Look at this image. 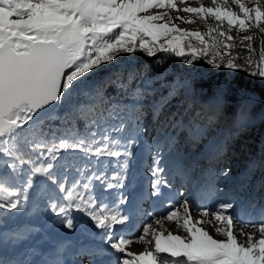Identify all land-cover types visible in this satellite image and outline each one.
<instances>
[{
  "label": "snow or ice",
  "instance_id": "snow-or-ice-1",
  "mask_svg": "<svg viewBox=\"0 0 264 264\" xmlns=\"http://www.w3.org/2000/svg\"><path fill=\"white\" fill-rule=\"evenodd\" d=\"M190 3L0 0V222L10 219L8 214H46L74 231V213L82 214L100 230L102 240L99 246L76 249L75 255L88 256L90 264H264V211L258 221L242 220L237 210L244 203V185L231 169L204 167L200 159L180 154L176 137L160 122V107L145 103L152 92L150 69L131 68L117 76L114 83L125 99L108 97L106 83L91 82L103 66L125 55L185 57L186 49L188 64L199 50L215 68L241 69L234 61L243 59L248 66L244 70L264 78L262 0H211L212 6L199 0L198 7ZM193 17L212 18L217 27L200 32L176 23H194ZM233 28L258 32V50L257 36L243 35L240 43L247 55L231 56L236 47ZM77 92L81 98L73 102ZM215 103H223L222 95ZM61 105L66 107L58 114ZM173 126L180 124L167 123ZM222 152L223 145L213 142L204 159L216 161ZM145 153L152 161L151 195L163 197L176 178L182 190L179 199L163 200V210L153 212L133 236L131 214L121 207L128 197L119 190L125 188L137 156ZM101 157L115 158L116 170L109 174L97 167ZM193 208L201 219L192 217ZM164 222L174 223L177 232L164 228ZM235 223L243 227L237 229ZM36 231L0 230V264H64L62 242L40 251L39 261L29 258L37 253L28 243ZM134 243L146 247L130 251Z\"/></svg>",
  "mask_w": 264,
  "mask_h": 264
},
{
  "label": "trees",
  "instance_id": "trees-1",
  "mask_svg": "<svg viewBox=\"0 0 264 264\" xmlns=\"http://www.w3.org/2000/svg\"><path fill=\"white\" fill-rule=\"evenodd\" d=\"M163 59L162 53H157L156 57L152 58L146 55H129L126 59L103 66L91 78V82L106 83L105 91L108 97L125 99L114 83L117 76L126 74L131 68L150 69L149 86L152 92L145 103L154 102L156 105L162 102L160 122L177 138L178 150L192 147L191 151L195 150L197 154L199 146L206 142L210 146L213 142L222 144L223 152L216 161H212L211 166L215 169H218V165L239 166L240 178L243 180L241 184L249 185L250 191L255 193L258 189L259 192L262 191L261 202L264 205V114L260 117L256 115L264 108V78H253L250 74L245 75L236 69L231 71L229 77H224L223 73L219 80H214L213 76L192 78L190 95L182 97L168 88V78L160 75L164 69ZM157 61L161 63L160 66ZM158 79L162 81L159 86ZM221 81L222 86L219 84ZM167 91H170L169 96L165 98ZM240 91L241 95H244L240 96ZM217 95L223 97V103L220 105L215 103ZM79 98L81 97L77 92L72 100L75 102ZM65 107L66 105L59 106L58 114H62ZM148 113L150 110L146 109V115ZM170 122H179L189 128L196 127L200 135L192 136L191 140H188L184 129L179 126L167 127ZM202 166L207 167L209 164ZM252 179L256 181L251 183Z\"/></svg>",
  "mask_w": 264,
  "mask_h": 264
},
{
  "label": "rangeland",
  "instance_id": "rangeland-1",
  "mask_svg": "<svg viewBox=\"0 0 264 264\" xmlns=\"http://www.w3.org/2000/svg\"><path fill=\"white\" fill-rule=\"evenodd\" d=\"M264 3V0H262ZM189 6L198 7L200 6L199 0H191ZM204 6H212L211 0H204ZM235 10V6L232 5ZM172 16L178 15V13L172 12ZM179 15H184L187 18V14L179 13ZM194 23L187 24L182 23L180 21H176V23L185 29L190 31H200V32H207L209 27L216 28L217 22L214 21L212 18H208L206 21L200 20L199 18H195ZM232 36L235 37L234 43L236 47L231 49V56H245L247 53L244 51V45L240 43V40L243 35H256L257 40L255 41V45L257 50L259 48V40L260 36L258 32L255 30H249L248 32H238L235 28H233L230 32ZM208 43H212L213 39L212 36L205 37ZM194 46H198L199 42L192 39L190 41ZM162 53V52H161ZM189 52L186 49L185 57H177L171 53H162L163 55V65L164 69L163 72L160 73L163 77H167L166 85L168 88L176 91L179 96L188 97L191 92V79L197 77H207L213 76V79L219 80L220 76L229 77V74L233 69H226L224 67L215 68L206 63V58L201 54V52L197 51V59L192 63L188 64L186 62V58ZM133 56L136 55H145L143 53H136L132 54ZM129 55H125L120 57L119 59H126ZM210 58V54H209ZM257 57L254 55L253 59L255 60ZM118 59V60H119ZM228 57H224L226 60ZM235 63L241 64L243 67L241 69H236L238 72H242L245 75L249 74V71H246L248 66L244 64L243 59H239L234 61ZM116 63V62H114ZM161 63H159L160 66ZM224 73V74H223ZM223 74V75H222ZM251 76V75H250ZM255 78L254 76H251ZM258 78V76L256 77ZM158 86L162 84L160 79L157 80ZM220 86H222L223 82L221 81ZM169 89V90H170ZM170 91L165 92L164 97L168 98V94ZM240 91V96L244 95ZM245 97V96H244ZM249 101V100H248ZM248 101H246L248 103ZM154 102L150 103L153 104ZM161 103L159 102L156 105L161 107ZM213 112V111H212ZM211 112V114H212ZM264 114V108L262 111L260 110L257 112V117H260ZM147 119L151 121V114L148 113L146 115ZM180 128L185 130L186 135L189 137L188 140H191L192 136L200 135L198 129L196 127L189 128L183 124H180ZM154 135V133H153ZM194 138V137H193ZM177 139V138H176ZM210 147L209 143H204L203 145L199 146V153L196 154L195 150L191 151L192 147L180 150L181 155L185 156H192L197 159L201 160L202 164H212V161L204 159V153ZM182 147H180L181 149ZM189 153V154H188ZM187 154V155H186ZM196 154V155H195ZM114 163L115 158L110 157H101L100 163L97 165L101 170L107 171L111 174L114 170ZM151 158L145 153L143 156L138 155L135 159L134 163L131 165L129 169V175L125 182V188L120 189L119 191L123 192L128 197V203L126 205H122L121 207L127 210L131 214L130 222L128 227H133L130 234L135 236L137 235L141 229L142 225L145 223H149V217L153 212H160L162 211V201L168 199H179L177 193L181 191V180L176 178L173 181V188L165 190V194L161 198H156L151 195L152 189L150 186V181L152 179L150 167H151ZM217 168H223L219 165ZM227 168L231 169V175L236 179L238 183L241 184L243 181L241 176V168L239 166H234L233 164L229 165ZM255 179H252L251 183L255 182ZM219 186L224 187L222 181L217 182ZM254 185V184H253ZM249 185L244 186L243 190V201L244 203L242 206L237 210L239 215L241 216L242 220H249V221H258L261 218V212L264 211V205L261 202L263 197L262 191L259 192V189L255 191L249 189ZM252 187V186H251ZM115 191V190H114ZM110 195V194H105ZM11 218L5 222H0V230H3L5 227L7 228H14V227H32L37 229V231L33 234L32 241L28 242L34 244L37 253L35 255L30 256L29 258L32 260L39 261L43 257L39 254L40 251H47L49 246L55 241L57 243H64L66 246L63 248L60 258L65 262L67 260L73 261L75 264H90V258L88 256H77L75 253H70L71 248L76 247L79 248L81 246H88L94 247L99 246L102 244L101 236L99 235L100 230L95 229L82 214L74 213L78 217L77 228L74 231H69L64 229L59 224L53 223L54 218H50L46 214H8ZM191 215L194 219H201L199 213L196 211L195 208L192 209ZM82 221V222H80ZM154 227H158L153 225ZM235 228L239 229L243 227L242 223H235ZM207 230L217 239L222 237L215 234L212 227L208 225H204ZM164 228L170 229L173 233L177 232V229L174 223L164 222ZM238 235V239L243 240L244 237ZM75 245V246H74ZM146 247L143 243H134L130 246V251L133 252H140ZM72 251V249H71ZM114 264V261L111 262Z\"/></svg>",
  "mask_w": 264,
  "mask_h": 264
},
{
  "label": "bare ground",
  "instance_id": "bare-ground-1",
  "mask_svg": "<svg viewBox=\"0 0 264 264\" xmlns=\"http://www.w3.org/2000/svg\"><path fill=\"white\" fill-rule=\"evenodd\" d=\"M132 228L133 227H130V229L132 230ZM75 246V245H74ZM77 247V246H76ZM76 247H73V248H71L72 249V251H71V249H70V251H68L69 253H70V255L72 254V253H75V251H76ZM86 247H88V246H86ZM107 259V258H106ZM64 262V261H63ZM64 264H75V263H73V261H71V260H67V261H65L64 262Z\"/></svg>",
  "mask_w": 264,
  "mask_h": 264
},
{
  "label": "water",
  "instance_id": "water-1",
  "mask_svg": "<svg viewBox=\"0 0 264 264\" xmlns=\"http://www.w3.org/2000/svg\"><path fill=\"white\" fill-rule=\"evenodd\" d=\"M58 108V107H57ZM56 112L58 113V110L56 109Z\"/></svg>",
  "mask_w": 264,
  "mask_h": 264
}]
</instances>
